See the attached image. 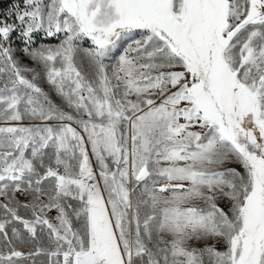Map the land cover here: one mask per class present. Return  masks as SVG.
<instances>
[{
    "label": "snow or ice",
    "instance_id": "1",
    "mask_svg": "<svg viewBox=\"0 0 264 264\" xmlns=\"http://www.w3.org/2000/svg\"><path fill=\"white\" fill-rule=\"evenodd\" d=\"M0 198V264H264V0H14Z\"/></svg>",
    "mask_w": 264,
    "mask_h": 264
},
{
    "label": "rangeland",
    "instance_id": "2",
    "mask_svg": "<svg viewBox=\"0 0 264 264\" xmlns=\"http://www.w3.org/2000/svg\"><path fill=\"white\" fill-rule=\"evenodd\" d=\"M14 3V0H0V15H3L10 7L11 5ZM60 39H62L61 37H52V38H47L44 36V34L42 32H38V33H34L33 34V39H32V47H40L41 45H48V46H55L60 42ZM81 47H89L90 46V42L87 41H80L79 42ZM11 47L14 50V58L17 59L20 64L22 66H26L29 68H33L36 69L37 71H41L40 68L37 67V65L29 58L27 57L22 49L25 47V43H24V39L20 36L19 31L12 33L11 35ZM107 62V61H106ZM29 76V78L31 77V73L27 74ZM38 84L39 86L50 95V97L57 103H60L59 98L56 97L55 93L53 91H51V86L48 85L47 80L45 77H41L38 80ZM23 123L25 125L31 123L28 120L23 121ZM36 123H39V121H36ZM232 166H237V165H232ZM2 199V198H0ZM17 199L21 202H25L26 197L17 194ZM20 214L25 216V217H30V211L26 212L24 209H20ZM0 215H2V213H0ZM50 218H54L56 213L55 211H52L50 213H48ZM76 227H79L78 224L75 225ZM17 247L24 251V252H28L30 250H32V245L29 244L27 246H23V245H17ZM45 262V258L44 257H40L37 259V264H44ZM27 264H32V261H28Z\"/></svg>",
    "mask_w": 264,
    "mask_h": 264
}]
</instances>
